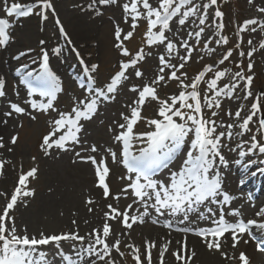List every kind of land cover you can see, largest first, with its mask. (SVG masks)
I'll use <instances>...</instances> for the list:
<instances>
[{
    "label": "snow or ice",
    "instance_id": "6c2138e0",
    "mask_svg": "<svg viewBox=\"0 0 264 264\" xmlns=\"http://www.w3.org/2000/svg\"><path fill=\"white\" fill-rule=\"evenodd\" d=\"M217 0H211V4L215 5ZM252 3V0H249ZM186 5H193V0H158V6H154L150 0H128V2L123 4V11L126 16H130L133 21L139 20L144 17L148 24L147 33V43L153 45L154 43L164 44L169 55L172 53L175 45L168 40L166 36V31L170 28V20L174 16L180 17L178 19L179 25H184L187 18L197 14L198 6H190L187 10L182 11ZM204 7H207L205 5ZM39 8L40 11L35 14L40 16L42 20L47 19L46 11L52 10L51 0H35V3H30L28 5H22L20 3L8 4V0H5L4 11L6 16H29L33 14L34 9ZM143 9V11H141ZM258 11L264 12V8L258 9ZM216 17H221L222 13L216 11ZM127 22V21H126ZM59 25V20L56 21ZM205 23L204 18L199 19V24L203 25ZM258 21L255 19H250L245 22V28L248 25L257 24ZM10 21L8 19L0 18V46H4L8 43L10 36L8 32ZM132 28L137 27L133 23ZM222 27V25H218ZM264 27V25H262ZM158 28L157 33H153L152 29ZM61 33H63V28H60ZM204 29L200 28L199 31L194 33L195 37L199 38ZM255 31V28L252 29ZM122 30L117 27L116 29V39L119 41L121 39ZM133 32L129 31L123 37V39H130ZM192 35V33H189ZM227 41L225 40V43ZM43 44L44 42L41 41ZM251 40L249 44H251ZM186 49V55L181 57L183 63L179 64L178 68L182 69L184 64L188 62L191 58V47L187 43H182L181 45ZM116 47L121 48L122 54L125 56L129 55L126 48L122 47L120 43ZM264 48V43L261 44ZM23 55V53L21 54ZM243 56L244 53H241ZM231 56V52H228L224 58L220 61L223 63L224 60ZM251 56V52L249 53ZM145 58L143 51H139L134 59H131L127 63L120 64V70L110 78V82L106 87H99L93 90V95L86 99H80L78 101L80 107H73L70 113H59V118L53 121L52 131L44 137L43 145L45 150L51 148L55 145L58 148L65 149V145L68 143H79V133L80 120L90 119L95 113L98 107V102L100 100H108L111 98V94L116 92L117 88L120 86L121 81L126 79V71L130 67H135L138 62ZM160 62V74L157 75L152 84H146L142 88L138 89L133 87L131 91L138 93V98L133 101L131 107L130 115H125L122 113V118L127 122L126 124H120L119 128L122 130L116 135L117 141H122L123 152L121 163L126 167L128 173H132L127 177L130 181L127 188L122 191L127 192L128 189H132L133 195L142 203L145 211L140 217L130 216L129 211L132 210V205H128V208L124 212H120L118 209L113 208L112 205H108L110 212L106 213V217L113 220L122 217V224L126 228H131L136 222L143 223V217L148 215V208H154L156 213L164 215L165 212L169 214H178L183 212L185 217L187 213L193 210L194 206L208 203H220L221 198L224 203H228L231 200V196L222 190V183L219 173L216 171L218 166L227 167L228 161L222 154V145L224 138H231L233 135L228 129H232L237 126L236 124L229 123L226 125L224 131H217L216 121L213 119H207L204 117L203 108L201 104V97L197 91L198 84L204 78L207 73L213 71V66L208 65L205 67L204 71L199 73L195 80L190 84H184L181 82V87L184 89L191 88V92L181 91L178 96L170 97L169 100H160L157 95V89L153 85L161 84L166 80L165 72L166 68H177L176 65H171L167 62L165 56L161 55L159 57ZM48 67V55L44 53L43 55V68L45 74L43 76L36 77L37 82H43L46 86V90L41 91L40 95L47 98V103H40L37 105L35 102L31 103L33 109L47 110L53 107L51 103V98L54 96L55 92L58 91L55 78L47 72ZM98 65H92L91 71L95 72ZM249 71H251L252 65L248 66ZM31 76V73H28ZM143 73L140 71H135V76L137 78L142 77ZM225 76L224 71H216L213 79L208 81V89L215 93L216 97L221 95L229 96L239 85L236 83H230L225 85L223 91L218 88V81H220ZM167 79L180 78L177 76L176 71H172ZM240 79L246 81V97H251V84L253 78L251 76L245 77L241 72L235 73L234 80ZM5 82L0 80V97L5 95L4 92ZM35 89L32 87L31 82H29V94L31 95ZM264 95V94H262ZM157 101L160 104L158 110V116L163 117L160 119H152L148 121V124L154 126V130L147 133H134V125L141 119V109L148 99ZM191 99L194 103H189L188 100ZM206 107L219 108L220 104L216 102L215 99L204 97ZM261 96H257L251 105V110L249 114L243 117L242 122L238 124L241 132L237 135L250 132V123L253 122V118L257 117L258 124L261 130H264V114H261ZM179 104V107H177ZM11 111L7 115H12L13 112L18 114H24L25 109L15 103L10 105ZM187 109V111H184ZM241 110L235 112V118L237 121L241 120ZM217 113L213 112L212 115L215 116ZM231 116L232 114L229 113ZM174 117L179 118L177 122ZM35 119V117H32ZM60 133V135H58ZM189 134L194 135V139L191 143L192 151L186 154V158L183 164L177 171H172L169 174V179L167 182L156 181L152 178L153 172L156 168L160 167L161 164L167 160L171 155L174 148L179 145ZM264 134V133H262ZM55 137V139H54ZM17 137L12 138V143L16 142ZM133 141H139L141 146L137 147V153L133 154L131 149L133 147ZM0 147L3 144L0 143ZM238 148H242V145H237ZM92 152H96L97 148L95 145L91 146ZM235 151V149H231ZM250 150H258L260 153H264V142L258 141L255 135L250 137ZM79 156V153H77ZM239 156H244L245 151L241 150L238 153ZM113 161L117 159L116 152H111ZM81 159H85L81 157ZM94 165H97L96 175L98 177V186L103 189L105 198L109 195V188L105 183V178L109 173V169L101 160L98 164L94 157H87ZM36 169H31L26 174H22L18 181V187L15 189L14 194L11 196L10 202L6 205L3 214H0V264H47L46 256L39 250L40 246H46L50 243H54L57 247L61 241H78L83 245L86 239L89 241L87 246L83 248V252L89 257H96L97 259H91L88 264H98V261H103L107 256L110 255L112 248L119 250V241L117 240L112 246L106 242V238L110 235V225L105 223L102 229V234L93 230L89 233L87 237L80 236L78 233H62L60 235H45L40 233L39 238L36 236H29L27 230H24V235H18L14 220L9 216V210L13 209L14 205L18 201V196L28 197L34 195L30 190H22L20 186L26 188V181L29 177H34ZM255 173H253L254 175ZM241 184L244 183V179H241ZM119 199V197H116ZM148 201H152L151 204ZM91 203V201H89ZM91 211V209H90ZM211 212V209H208ZM232 215H238L237 212L231 213ZM257 215L264 216V209H261ZM11 221V227L6 226L5 221ZM131 221V223H129ZM157 223V221H152ZM75 223V221H73ZM216 227L196 232V235L200 236L203 242L206 243L209 250L216 249L220 250L221 243L220 237L224 236L225 233L232 234L233 244L232 247L235 248L239 242V237L245 233L249 232L252 227H258L264 229V223H258L255 219L248 220L244 222L239 220L235 223H229L225 220L224 215H220L218 219L214 220ZM170 226V225H169ZM183 231H190L185 228ZM211 237V239H209ZM102 246V247H98ZM155 245H151L154 247ZM258 250L264 251V241L258 244ZM138 253V249L135 250ZM79 254V253H78ZM122 255V254H121ZM164 253L161 252V257ZM178 261L184 262V264H190L195 253L191 249H187L186 242L180 250L173 253ZM186 256V259H185ZM65 259H71L70 257H64ZM137 264H142L139 255L134 257ZM83 259V257H81ZM148 264H151V254L150 249L147 255ZM239 260L242 264H249V260L244 253H240ZM108 264H113L111 260Z\"/></svg>",
    "mask_w": 264,
    "mask_h": 264
},
{
    "label": "bare ground",
    "instance_id": "6f19581e",
    "mask_svg": "<svg viewBox=\"0 0 264 264\" xmlns=\"http://www.w3.org/2000/svg\"><path fill=\"white\" fill-rule=\"evenodd\" d=\"M113 1L111 0V2ZM96 2L100 4L102 1L96 0ZM120 13L124 18L131 19L130 16L125 15L123 5L121 6ZM24 18L22 16L21 21H24L22 20ZM172 19H179V17L174 16ZM21 21L19 22L21 23ZM16 24L19 23L16 22ZM86 38L82 35H75L70 41L62 40L60 43H57L58 50H55L46 41H43L44 43L42 44L41 41L34 39L33 36L26 35L18 38L15 37L14 42L12 40L8 41L4 48L0 50V80H3L5 83L8 81L14 83V89L11 90L12 93L0 97V104L2 101L8 103L9 109L7 113L11 111L10 105L12 103L25 109L24 114L13 112L10 116L6 112L1 113L0 111V143L3 144V147H0V197L2 199L5 198L6 193L10 192L11 185L16 178V169L26 165L21 161H15V157L12 156L9 150L13 130L12 124L15 123L17 118L37 114L39 109H33L31 107L32 102L36 104L38 102L47 103L44 96L40 95L34 94L33 98H37V100H32L30 94L26 93L23 84L18 80V72L24 69V64L33 54H36L37 58L38 55L41 54L43 56L44 53H47L48 63L52 64L57 72L55 79L57 86L66 83L71 84L73 81H77L76 83L82 86V82L87 81L86 76L82 74V70L88 73L89 66L88 69L85 65L77 69L76 67H70L68 63L61 64L56 60L57 56H62L66 60H72L75 55V49L85 47ZM26 44L28 46H25ZM19 46L22 48L19 49ZM22 53L23 55H21ZM163 54H166V51H163ZM159 67H161L160 64ZM159 67L155 68V77L149 78L150 81L147 84H152L157 75L160 74ZM176 70L177 68L172 69V71ZM109 82H106L102 87H106ZM153 86L156 89L161 88L160 84ZM133 87L140 89L142 85L132 82L125 84V79H123L116 92L111 94L110 99L98 102L97 110L93 115L99 113V107L117 104V95H119L122 88H127L132 93L130 99L123 105L122 111L113 119V123L106 127V134L102 138L94 137L95 139H93L89 135L90 125L88 127V122L83 123L80 120L79 143L70 142L66 144V150L58 148L55 145L47 150L44 147L37 153L38 155L34 159L32 168L40 171V175H42L44 180V187L36 195L35 201L37 206H34L32 211L26 212L24 210L25 207H22L19 201H17L13 209L9 210V216L13 213L18 214V218L14 222L17 234L24 235V230L26 229L30 237L36 236L37 238H39L40 233H44L45 235H60L70 232L87 237L93 230H97L102 234L103 226L107 223L110 225L111 231L110 235L106 238V242L110 246L118 240L119 247L133 245L143 252H148L150 249L151 264H184V262L178 261L173 253L180 250L185 242L187 249H191L195 253L190 264H229L233 262L235 255L242 249L243 235L239 237L238 244L233 248V240L229 238L231 233H226L223 239L219 238L221 247L217 251L216 249L209 250L206 243L201 238H197L195 234L196 232L206 230V227H216L214 220L218 219L220 215H224L227 222L235 223L239 220H244L246 217L249 218L261 209H264V153L250 150V140L245 138L243 134L237 135V133L241 132L238 124L242 122L243 117L249 114L250 106L246 105L245 112H241V120L235 121L234 124L237 126L228 129L233 134L230 140L227 138L230 142L228 146H231L235 151H227L226 154H228V158H232L230 154H238L239 151L243 150L245 151V155L240 156L239 159L243 163L245 161H251L252 163H244L237 166L229 163L227 167L218 166L216 168L221 179L222 190L231 196L230 202L224 203L222 198L220 203L205 202V204L194 206L193 210L189 211L186 217L183 212L175 215L165 212L164 215H160L156 213L154 208L149 207L148 215L143 217V223L136 222L131 228H126L121 222L122 217L113 220L106 217L105 214L110 212L108 205H112L113 208L118 209L120 212H124L128 208V205H132V210L129 211L130 216L140 217L145 211L142 203L133 195L132 189H128L127 192L122 191L130 183L127 177L133 174L123 171L122 163L120 162L122 156L121 153H118V149L122 148V143L116 140L119 125L127 123L122 118V113L130 115L131 107L129 106H135L133 105V101L138 98V93L130 90ZM95 88L97 87L94 85L93 90ZM90 90L93 92L92 89ZM81 96L82 94L74 95V103L63 106L60 109H55L53 113L54 118L58 119L61 112L66 113L67 111V113H70L73 107H80L78 101ZM83 99L86 98L83 96ZM166 100H169V103L171 102L169 98ZM51 103L52 105L55 104L53 101ZM150 105L151 100L149 98L141 109V117L146 109H150L151 120H162L163 117L158 116L160 106L154 108ZM242 107H244V103ZM236 111L238 109L234 110V114ZM148 130L153 131L154 126L150 125ZM190 139H194L193 134H189L188 137L174 148L172 154L178 150V159L166 160L160 167L154 170L152 175L154 180L167 182L170 172L179 170L186 158V154L192 151L191 144L189 145ZM93 145L97 148L96 152L90 150ZM237 145H242L243 147L238 148ZM111 152H116L117 154L115 162L113 161ZM77 153H79V156ZM62 155L68 157V160L66 164L60 165L61 162L58 161V157ZM81 157L85 159H81ZM87 157H94L98 164L103 160L109 169V173L105 178V183L109 188L107 198H105L103 189L96 184L97 178L92 170L93 164L90 160L86 159ZM260 158L261 160L256 161ZM253 173L255 174L253 175ZM241 179H244L243 184L240 183ZM116 197H119V199ZM148 203L151 204L152 201H148ZM6 205L0 214H3ZM208 209L212 211L209 212ZM233 212H237L238 215H232L231 213ZM154 220L157 223H153L152 221ZM185 228L190 231H183ZM249 232L250 235L256 238L260 235L254 229H249ZM88 242L86 239L85 243L81 245L78 241H61L59 247L54 243H50L46 246H40L39 250L46 256L47 264H88L89 260L97 259L94 256L89 257L83 252V248L87 246ZM153 244L155 246L151 247ZM112 250L116 249L112 248ZM161 252L164 253L163 257H161ZM63 253H66V257L71 258L66 259L65 263L61 261L63 257L59 256ZM257 259V264L264 263L263 257L257 256ZM100 262L98 261V264Z\"/></svg>",
    "mask_w": 264,
    "mask_h": 264
},
{
    "label": "rangeland",
    "instance_id": "374dc122",
    "mask_svg": "<svg viewBox=\"0 0 264 264\" xmlns=\"http://www.w3.org/2000/svg\"><path fill=\"white\" fill-rule=\"evenodd\" d=\"M101 1L102 2L98 4L96 0H51L55 14H53L51 9L47 10V19L42 20L40 16L35 14L40 11L39 8H36L33 14L26 16L22 19L24 21H21L22 16H6L4 11L5 0H0V18L10 21L8 28L10 36L9 41L12 40L13 42L15 37L18 38L31 35L34 39L46 41L51 47L58 50L57 43H60L62 40L70 41L75 35L87 37L85 39V47L76 48L72 60H66L62 56H57L56 61H59L61 64L68 63L70 67H76L77 69L84 65L88 69L89 66V72L87 71L89 74H87L91 77L97 88L102 87V85L110 81V78L120 70L121 63H127L131 59H134L136 54L142 50L145 58L138 62L135 67H130L126 71L125 84H130L132 82L142 85V87L146 85L150 81L149 78L152 79L155 77L154 70L156 67H159V57L163 55L169 64L177 66L176 74L180 78L179 80L167 79L174 68L165 69L163 74L166 80L161 82V88L157 89V95L160 100H166L172 96H178L181 91H185L186 93L191 92V88H182L181 82L190 84L199 73L204 71L206 66L211 65L213 66V71L204 76L198 84L197 91L201 97L204 117L216 121L218 132L224 131L227 124L235 123V109H242L241 112L244 113L246 105H249L251 110V105L257 96H261V114H264V95H262L264 94V48L261 47V44L264 43V27H262V25H264V12L258 11V9L264 8V0H252V3H249V0H228L227 3H225V0H217L222 8L217 6V2L216 5L211 4V0H193V5L198 6L196 15L187 18L184 25H179L178 19L173 20L171 18L170 20V28L166 31V36L168 40L175 45L170 55L164 44L154 43L153 45H149L147 43L148 24L144 17H141L137 21L123 17L120 13L121 6L128 2V0H114L113 2H111V0ZM17 2L22 5H28L30 3H35V0H8L9 5ZM150 2L154 6H158V0H150ZM193 5H186L182 11L187 10L188 7ZM205 5H207V7H204ZM141 11H143V9H141ZM216 11L221 12L222 16L216 17ZM200 18L205 19L203 25L199 24ZM250 19H255L258 23L248 25L247 28H245V22ZM18 20L21 21V23ZM57 20L60 22L59 25L56 23ZM16 22L19 24H16ZM133 23L137 25L134 29L131 26ZM218 25H222V27H218ZM61 26L63 28V33L60 31ZM117 27L122 30L121 39L119 41L116 39L115 35ZM200 28H203L204 31L202 35L197 38L194 33L199 31ZM253 28H255V31H252ZM158 30V28H154L152 32L157 33ZM129 31L133 32L132 37L126 40L123 39L124 35ZM189 33H192V35H189ZM142 36L146 37L142 38ZM225 40L227 41L226 43ZM250 40L252 42L251 44H249ZM118 43L128 50V56L123 55L121 48L116 47ZM182 43L189 44L192 51L191 58L184 64V67L180 69L178 66L183 63L181 57L186 55V49L181 46ZM4 46H0V50H2ZM25 46H28V44ZM18 48L21 49L22 47L19 46ZM163 51H166V54H163ZM228 52H231V56L224 60L223 63H220ZM250 52L251 56H249ZM241 53H244V55L242 56ZM249 64L252 65L251 71H249L248 68ZM92 65H98L95 72L91 71ZM47 70H49L52 77L56 78L57 72L52 64L48 63ZM137 70L143 73L142 77L137 78L135 76V71ZM216 71L225 72V76L218 81V88H220L221 91H223L225 85L230 83L234 82L239 85L229 96L221 95L216 97L215 93L208 89V81L214 78ZM44 72L43 56L40 54L36 58V54H33L24 64V69L18 72L17 78L20 82H23V78L29 77L28 73L32 74V79H35L36 77L43 76ZM237 72H241L245 77L251 76L253 78L250 89L252 92L251 97H246V81L240 79L234 80L235 73ZM83 83L84 85H79V87L75 85L74 81L71 82V84L66 83L58 86V91H56L54 98L56 109L74 103V95L82 94L80 99H83V96L85 98L91 97L93 92L88 93V91H86L87 81H83ZM12 89H14V83L12 81L6 82L3 89L5 94L10 95ZM131 95L132 93L127 88H122L119 95H117V104L114 103L112 105H106L105 107H99V113L92 115V119H81L83 123L88 122V127L90 125L89 135L93 139H95L94 137L102 138L104 134H106V127L113 123V119L122 111L123 105L126 104ZM204 97L215 99L216 102L220 104V107L209 108L204 106ZM32 100H37V98L32 97ZM188 102L194 103L191 99H189ZM39 103L41 102H38L37 105H39ZM243 103L244 107H242ZM150 106L157 108L160 104L157 101L151 100ZM177 107H179V104H177ZM8 109V103L2 101L0 104L1 113H7ZM39 110L40 112H37V114L17 118L15 123L12 124L13 130L10 138L9 150L12 156L15 157V161H21L26 165L16 169V178L11 185L10 192L5 194L4 199L0 197V213L4 206L10 201L15 189L19 186L18 181L20 176L34 169L32 168L34 159L37 158V153L45 147L43 145L44 137L52 131L53 121L57 119L53 116L55 106L48 111ZM184 111H187V109H184ZM213 112L217 114L213 116ZM229 113L232 115L230 116ZM32 117H35V119ZM151 117L150 109H146L142 118L134 127V133L140 134L146 131L150 132L148 130L150 128L148 121L151 120ZM174 119H176L177 122H183L179 121V118L174 117ZM249 128L251 131L243 133V136L250 140V137L255 135L258 141L263 142L257 117L253 118V122L250 123ZM121 131L122 130L118 127V133ZM13 137H17L14 144L12 143ZM192 140L193 139H190L189 145L192 143ZM229 144L230 142L227 138H224L222 154L225 157L228 156V154H226L227 151H232L231 146H228ZM138 146H141L140 142L133 141L132 152L134 154H137ZM118 153H120V149H118ZM178 153V150L174 154L171 153L167 160L178 159ZM65 155L58 157V161L61 162L60 165L67 163L68 157ZM230 155L232 158L227 157L226 159L228 164L230 163L237 166V161L240 156L234 153ZM259 160H261V158L256 161ZM96 168L97 165L93 164L92 170L95 175ZM36 170L34 177H29L26 181V188L20 186L22 190H30L34 193V195L28 197L18 196V201L21 203L22 207H25L24 210H26V212L32 211V208L37 206L35 197L44 187L43 177L40 175V171L38 169ZM259 216L260 215L255 213L249 218L246 217L244 221L257 219ZM11 217L15 222L18 218V214L13 213ZM5 223L6 226L11 227V221L6 220ZM260 230L258 229V232ZM262 237L263 235L260 236V238ZM254 245V241L248 234L243 235L242 249L235 255V260L229 264H242L239 260L240 253L246 255L249 264H257V256H261V254L255 252ZM136 249L137 248L133 245L120 246L118 251L111 250L110 255L99 264H108L109 260H111L113 264H137L134 258L136 255H139L142 264H148V252H143L138 249L139 251L137 253L135 251ZM65 254L66 253L59 255L63 257L61 261L64 263L67 261L64 258L66 257Z\"/></svg>",
    "mask_w": 264,
    "mask_h": 264
},
{
    "label": "water",
    "instance_id": "95a60500",
    "mask_svg": "<svg viewBox=\"0 0 264 264\" xmlns=\"http://www.w3.org/2000/svg\"><path fill=\"white\" fill-rule=\"evenodd\" d=\"M263 133H264V130H263Z\"/></svg>",
    "mask_w": 264,
    "mask_h": 264
}]
</instances>
